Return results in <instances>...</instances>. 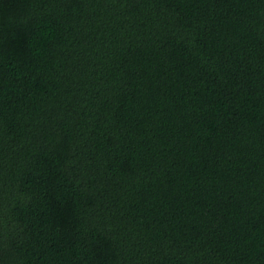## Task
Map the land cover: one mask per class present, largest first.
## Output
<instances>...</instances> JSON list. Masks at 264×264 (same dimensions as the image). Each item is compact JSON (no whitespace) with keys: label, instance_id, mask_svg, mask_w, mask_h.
Returning <instances> with one entry per match:
<instances>
[{"label":"trees","instance_id":"1","mask_svg":"<svg viewBox=\"0 0 264 264\" xmlns=\"http://www.w3.org/2000/svg\"><path fill=\"white\" fill-rule=\"evenodd\" d=\"M0 264H264V0H0Z\"/></svg>","mask_w":264,"mask_h":264}]
</instances>
